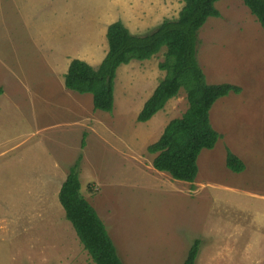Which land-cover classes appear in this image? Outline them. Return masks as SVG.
Masks as SVG:
<instances>
[{"label": "rangeland", "instance_id": "rangeland-1", "mask_svg": "<svg viewBox=\"0 0 264 264\" xmlns=\"http://www.w3.org/2000/svg\"><path fill=\"white\" fill-rule=\"evenodd\" d=\"M181 0H0V264H95L59 193L79 163L82 194L123 264H264V29L242 0H221L199 32L208 84L242 88L210 112L222 135L203 150L194 184L154 169L148 147L189 108L181 90L146 123L137 118L166 71V48L117 70L114 109L66 89L78 59L97 69L121 22L146 36L178 17ZM86 134V136H85ZM83 142L85 143L83 145ZM246 170L232 172L227 150Z\"/></svg>", "mask_w": 264, "mask_h": 264}, {"label": "trees", "instance_id": "trees-1", "mask_svg": "<svg viewBox=\"0 0 264 264\" xmlns=\"http://www.w3.org/2000/svg\"><path fill=\"white\" fill-rule=\"evenodd\" d=\"M184 3L178 17L165 20L152 33L135 36L121 23L108 28V53L97 69L82 60L71 62L64 77L66 89L91 94L95 110L112 112L117 70L132 61L152 59L166 48L165 60L159 64L166 77L145 102L137 118L146 123L164 110L167 103L185 90L189 108L180 118L165 127L161 137L148 147L154 155L153 166L173 179L194 184L203 150H212L222 138L212 126L210 112L215 103L231 93L240 94L242 88L233 84H208L197 53L199 32L209 18L220 17L216 4L221 0H181ZM264 29V0H242ZM4 94L0 87V96ZM86 136V134H85ZM85 143L83 142V145ZM227 167L242 173L245 163L227 150ZM79 163L74 165L61 186L59 201L66 219L72 224L80 243L95 264H123L117 248L95 208L82 194ZM202 240L196 238L184 264H196Z\"/></svg>", "mask_w": 264, "mask_h": 264}, {"label": "crops", "instance_id": "crops-1", "mask_svg": "<svg viewBox=\"0 0 264 264\" xmlns=\"http://www.w3.org/2000/svg\"><path fill=\"white\" fill-rule=\"evenodd\" d=\"M240 158V157H239ZM241 159V158H240ZM242 160V159H241ZM243 161V160H242ZM244 162V161H243ZM154 167V166H153ZM155 169V168H154ZM156 170V169H155ZM246 170V169H245ZM158 171V170H157ZM165 173V172H164ZM168 174V173H167ZM195 183V182H194Z\"/></svg>", "mask_w": 264, "mask_h": 264}]
</instances>
